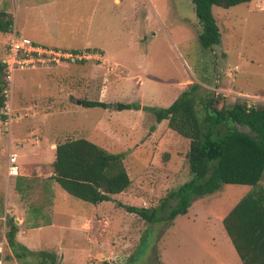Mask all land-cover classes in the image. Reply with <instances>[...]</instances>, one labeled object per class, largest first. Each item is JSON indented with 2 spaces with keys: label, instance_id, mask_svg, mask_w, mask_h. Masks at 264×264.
I'll return each instance as SVG.
<instances>
[{
  "label": "rangeland",
  "instance_id": "374dc122",
  "mask_svg": "<svg viewBox=\"0 0 264 264\" xmlns=\"http://www.w3.org/2000/svg\"><path fill=\"white\" fill-rule=\"evenodd\" d=\"M193 8L191 0H0V11L12 14L14 29L25 40L32 29L59 46L50 48H103L106 57L14 75L10 112L0 118L4 264H22L6 260L10 217L18 225V241L34 253H53L56 264H128L143 236V254L130 264H226L230 254L220 228L252 186L224 185L195 197L189 213L173 223L149 224L120 205L156 207L190 179V141L170 130L167 121L157 123L144 107L167 108L193 83L214 95L219 108L238 99L264 106V0L229 9L214 6L222 37L209 49L199 42L201 26ZM11 38L0 32V60ZM84 99L110 106L87 108L79 103ZM118 103L140 108L120 111ZM199 110L202 114V106ZM80 138L125 154L132 180L127 191L98 205L70 196L56 181L59 191L47 193L54 145ZM10 149L23 167L13 180L7 172ZM18 178L23 180L17 187ZM259 186L264 187V175ZM25 262L39 264L41 258L34 254Z\"/></svg>",
  "mask_w": 264,
  "mask_h": 264
},
{
  "label": "trees",
  "instance_id": "16d2710c",
  "mask_svg": "<svg viewBox=\"0 0 264 264\" xmlns=\"http://www.w3.org/2000/svg\"><path fill=\"white\" fill-rule=\"evenodd\" d=\"M191 1L201 26L199 42L209 49L220 45L222 37L213 7L229 9L253 0ZM13 29L12 14L0 11V32L11 33ZM5 84L4 66L0 60L2 120L6 119L3 113L7 101ZM81 105L103 109L110 106L104 101L87 99L82 100ZM199 106H202V114ZM139 108L134 104H117L120 111ZM144 109L154 113L157 123L167 121L170 130L190 141L186 155L190 179L172 190L156 207L120 205L149 224L160 221L173 223L178 216L189 213L195 197L213 194L224 185L252 186L253 190L224 218L223 226L242 264H264V187L259 186L264 175V106H249L246 100L238 99L219 108L214 95L204 94L202 86L193 83L169 107ZM236 125L248 127L251 132L241 131ZM124 161V153H111L84 138L67 139L56 146L51 178L70 196L98 205L112 201L113 196L127 191L132 185ZM21 182L19 178L17 187ZM18 230L16 220L8 218L6 239L11 255L6 257L7 261L17 260L27 264L25 260L37 254L41 258L39 264H48V260L56 264L53 253H34L20 243ZM146 238L142 237L137 256L134 255L128 264L141 257Z\"/></svg>",
  "mask_w": 264,
  "mask_h": 264
},
{
  "label": "built area",
  "instance_id": "2783aa9c",
  "mask_svg": "<svg viewBox=\"0 0 264 264\" xmlns=\"http://www.w3.org/2000/svg\"><path fill=\"white\" fill-rule=\"evenodd\" d=\"M12 38L8 44L6 54L2 59L5 73V96L9 97V92L13 89L14 75L16 71L22 69H37L44 67H55L62 63L79 64L88 63L94 60H103L104 56L100 51H90L88 49H57L39 45L29 40H25L16 29L11 32ZM251 106V104H249ZM10 112L8 99L3 109L4 115ZM11 119L6 124H11ZM8 176L18 177L20 175L19 154L10 149L8 160ZM0 264H4L3 256L0 252Z\"/></svg>",
  "mask_w": 264,
  "mask_h": 264
},
{
  "label": "crops",
  "instance_id": "0c3cea01",
  "mask_svg": "<svg viewBox=\"0 0 264 264\" xmlns=\"http://www.w3.org/2000/svg\"><path fill=\"white\" fill-rule=\"evenodd\" d=\"M17 30V29H16ZM18 31V30H17ZM37 31H33L32 29H30V31L28 32V34H27V40H29V41H32V42H34V43H37V44H39V45H45L46 47H59V46H56L55 44H53V43H47L46 41L48 40V39H43V38H41L40 36H38L37 35V33H36ZM41 43V44H40ZM48 45H50V46H48ZM52 45V46H51ZM96 49H99V48H96ZM100 52H102L103 54L105 53L104 52V50H103V48H100V50H99ZM6 53V52H5ZM104 57H105V54H104ZM105 59H106V57H105ZM59 66V65H58ZM58 66H55V68H57ZM99 101H103L102 99H100ZM105 102V101H104ZM107 103V102H106ZM56 146H57V144H55L54 145V147H53V150H52V152L53 153H55V151H56ZM54 160H55V157H54ZM43 167V166H42ZM52 175H53V173L51 174V175H49V177H52ZM9 177V176H8ZM19 177V176H18ZM48 176L47 177H45V178H49ZM11 180H13V179H15V178H17V177H9ZM19 179V178H18ZM23 180V179H22ZM47 182H49V181H45V183H47ZM54 180L51 182V185H49V187H48V189H47V193L49 194V195H52L53 194V192L55 193V190H57V191H59L58 190V188L56 187V186H54ZM51 186V187H50ZM53 210H54V208H52ZM191 209V208H190ZM189 209V210H190ZM49 227V226H48ZM50 227H53V225H50ZM38 230H40L41 228H37ZM220 233L222 234V236H223V240H225V243H226V245H227V248H228V250H229V254H230V256L229 257H227L226 258V264H242V260H241V258L239 257V255H238V253H237V251H236V249H235V247H234V245H233V243H232V241L230 240V238H229V236L227 235V233H226V230H225V228H224V226H222V228H220ZM20 242V241H19ZM21 243V242H20ZM23 244V243H22ZM26 246V245H25ZM27 247V246H26ZM28 248V247H27ZM228 259H229V262H228Z\"/></svg>",
  "mask_w": 264,
  "mask_h": 264
},
{
  "label": "water",
  "instance_id": "95a60500",
  "mask_svg": "<svg viewBox=\"0 0 264 264\" xmlns=\"http://www.w3.org/2000/svg\"><path fill=\"white\" fill-rule=\"evenodd\" d=\"M79 103H81V102H79ZM116 108H117V106H115Z\"/></svg>",
  "mask_w": 264,
  "mask_h": 264
}]
</instances>
